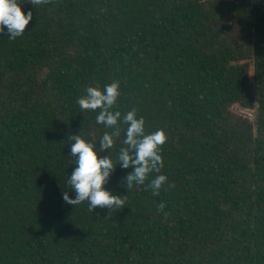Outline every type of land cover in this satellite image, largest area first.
<instances>
[{
    "label": "trees",
    "instance_id": "trees-1",
    "mask_svg": "<svg viewBox=\"0 0 264 264\" xmlns=\"http://www.w3.org/2000/svg\"><path fill=\"white\" fill-rule=\"evenodd\" d=\"M28 2L25 33H0V264H264V0ZM113 81L112 110L168 137L158 196L156 173L123 186L127 125L100 153L113 129L76 103ZM80 134L111 153L123 209L63 201Z\"/></svg>",
    "mask_w": 264,
    "mask_h": 264
},
{
    "label": "clouds",
    "instance_id": "clouds-1",
    "mask_svg": "<svg viewBox=\"0 0 264 264\" xmlns=\"http://www.w3.org/2000/svg\"><path fill=\"white\" fill-rule=\"evenodd\" d=\"M50 0H29L28 3L33 7L47 4ZM20 0H0V33L7 35L10 40H15L25 33L29 22L33 19V13L29 10L26 14L22 11ZM6 30V31H5ZM120 83L113 81L104 86H89L86 94L79 97L76 103L82 111H95L99 109L96 123L104 125L106 128L113 129L111 132H104L99 140V152L112 149L121 135L119 122L127 125L125 138L122 141L124 147L119 149L117 160L119 166L132 171L124 178L123 186L127 190L134 185H145L149 176L156 173L155 177L147 183L145 190L150 189L154 196L160 194L164 185L174 188V184L168 183L165 175L159 174L164 167L162 158V146L168 137L163 129L147 133L145 130V119L137 118L136 109L133 108L122 116L120 111H113L120 97ZM70 154L75 165L67 183L75 192V199H71L67 191H63V201L68 205L77 206L82 202H88V211L93 212L97 208H107L109 214L113 209H123L127 201V195L113 194L104 185L108 183L110 175L115 170L116 163L111 157H98L95 149L96 143L86 141L80 135H70ZM165 205L160 203L158 211H162ZM97 215H99L97 213ZM167 217V213H165ZM106 218V217H105Z\"/></svg>",
    "mask_w": 264,
    "mask_h": 264
},
{
    "label": "rangeland",
    "instance_id": "rangeland-1",
    "mask_svg": "<svg viewBox=\"0 0 264 264\" xmlns=\"http://www.w3.org/2000/svg\"><path fill=\"white\" fill-rule=\"evenodd\" d=\"M249 75H250V73H249ZM249 116H251L252 115V110H249V111H247L246 112Z\"/></svg>",
    "mask_w": 264,
    "mask_h": 264
}]
</instances>
